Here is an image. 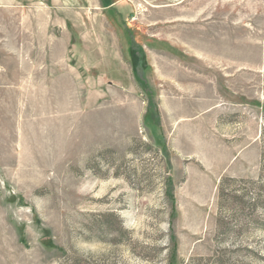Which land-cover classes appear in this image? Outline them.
I'll return each instance as SVG.
<instances>
[{"label":"rangeland","instance_id":"obj_1","mask_svg":"<svg viewBox=\"0 0 264 264\" xmlns=\"http://www.w3.org/2000/svg\"><path fill=\"white\" fill-rule=\"evenodd\" d=\"M171 235L264 264V0H0V264H168Z\"/></svg>","mask_w":264,"mask_h":264},{"label":"trees","instance_id":"obj_2","mask_svg":"<svg viewBox=\"0 0 264 264\" xmlns=\"http://www.w3.org/2000/svg\"><path fill=\"white\" fill-rule=\"evenodd\" d=\"M235 181H242L240 180H235L234 178H224L220 181L219 184V189H218V199L220 201V204H224L226 207L230 206H239V205H244V199L243 197L245 196L246 192H240L237 193L235 189H228V187H231L230 183H233ZM228 184V186H227ZM166 196L171 200L172 202V213L174 209V198H173V191L171 188V185L169 184V187L166 188L165 190ZM170 243H171V248H170V256H169V261L168 264H175V257H176V242L174 236H170L169 238Z\"/></svg>","mask_w":264,"mask_h":264}]
</instances>
